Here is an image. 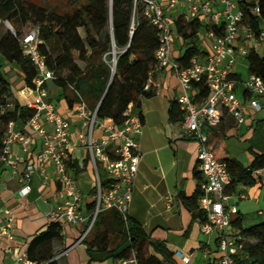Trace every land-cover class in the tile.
<instances>
[{
    "label": "built area",
    "instance_id": "1",
    "mask_svg": "<svg viewBox=\"0 0 264 264\" xmlns=\"http://www.w3.org/2000/svg\"><path fill=\"white\" fill-rule=\"evenodd\" d=\"M145 7V15L158 30L159 46L155 56L157 70H170L176 77L180 93L177 102L183 112L182 136L190 137L198 143L197 161L204 177L198 198V208L205 215L201 231L218 234V264H238L247 258L246 252L237 243L241 236L231 229L232 215L238 212L235 205H228L225 188L231 181L227 163L217 156L209 142V131L217 127L225 114L231 116L239 125L245 123L246 97L249 105L259 112L263 109L261 98H264V78L250 73L247 78L239 80L234 76L233 67L239 58L255 52L260 56L264 49V0H167L166 7L159 0H135ZM170 13V14H169ZM180 15L184 21L199 19L205 31L199 32L200 39L208 44L202 56H195L189 65H182L174 58L173 16ZM8 25L9 22L7 21ZM15 34V31L12 29ZM23 51L28 55L36 69L33 86L28 87L32 97L27 106L35 113L26 127L34 131L40 141L41 150L34 160L27 162L19 176L21 187L19 194L26 198L32 191V182L36 174L43 181H48V168L52 165L57 191L61 204L50 212V216L59 222L61 233L66 232V225L82 224L83 233L80 242L90 231L98 213L105 209H114L126 222L129 204L132 199L133 186L137 176L141 151L138 138L143 132V119L139 111L129 103L123 113L124 119L118 124L110 118L100 119L97 116L98 106L92 110L86 101L80 98L76 105V114L81 121V128L73 140L71 121L61 114L55 105L48 100V83L54 78V72L48 67L39 45L38 28L19 37ZM204 43V42H203ZM115 55V54H114ZM116 57L112 60V70ZM154 71V72H155ZM153 72V73H154ZM204 82L208 85V96L198 97L195 84ZM148 83L145 89L150 88ZM152 85V84H151ZM153 86V85H152ZM157 91L158 87L153 86ZM243 91L244 97L239 94ZM52 125L47 129L41 119ZM30 137L15 129L13 122L8 125L3 139L1 162L9 161L13 154L11 145L20 143L28 149ZM83 147L88 152V164L95 175L96 192L92 195L95 201L94 210L84 213L83 196L79 183L68 167L69 150ZM20 160L14 157V165ZM100 169L108 176L104 179L106 189L102 186ZM240 198H245L241 194ZM167 200L172 201L171 196ZM0 221V250L12 254L11 247L3 246V240L13 238L14 216L11 209L2 210ZM62 252L56 258L65 255ZM183 264H191L192 255L176 251ZM1 264H39L29 258L27 249L18 254L12 261ZM112 264H140L133 257L118 258ZM256 264V263H255Z\"/></svg>",
    "mask_w": 264,
    "mask_h": 264
},
{
    "label": "trees",
    "instance_id": "2",
    "mask_svg": "<svg viewBox=\"0 0 264 264\" xmlns=\"http://www.w3.org/2000/svg\"><path fill=\"white\" fill-rule=\"evenodd\" d=\"M76 1L79 6L71 12L59 13L29 0H0V20L11 23L15 31V34L12 30L0 32V55L4 63L19 65L25 85L33 86L36 69L19 42V37L25 34L24 27L32 24L39 30V49L54 72L51 82L62 90L61 96L69 106L72 107L82 98L92 110L98 106V118H110L120 124L124 111L132 102L142 117L141 99L156 94L151 84L149 89L145 87L151 83V75L156 69L155 52L159 46L158 30L147 19L144 4L139 1L135 4V0ZM80 28L84 29V36ZM203 28L199 19L187 22L180 15L173 16V30L185 44L183 54L176 58L182 65H189L193 57L204 54L199 37ZM113 51L116 57L114 70ZM246 60L248 74L255 73L264 78V56L251 52ZM79 62H84L85 67H81ZM3 66L0 65V156L9 123L26 125L35 113L14 97ZM234 76L242 80L239 74L234 73ZM195 87L198 97L208 96L206 83H197ZM182 120L183 112L177 100L171 101L168 121L176 124ZM88 159L87 156L83 163L71 157L67 159L68 167L77 180L87 171ZM222 159L227 163L231 177L225 194H233L240 185L249 187L259 184L264 188V152H254L249 165L227 156ZM194 174L197 176L199 172L194 171ZM102 186L106 189L103 179ZM200 186L201 183L191 196H186L183 190L179 191L178 196L193 211L194 218L204 222L205 215L197 203ZM95 192L96 187L93 186L90 193L93 195ZM94 207L95 201L91 199L86 204L87 213L92 212ZM231 227L238 230L241 239L237 243L247 255L238 264H264V221L245 227L243 218L237 217L231 220ZM61 231V224L51 221L44 231L30 241L27 247L29 258L39 264H58L53 245L55 240L63 239ZM82 233L83 230L78 238ZM80 244L90 255L106 253L114 260L133 257L140 264L183 263L164 241L152 238L139 221L128 216L125 222L114 209L98 213Z\"/></svg>",
    "mask_w": 264,
    "mask_h": 264
},
{
    "label": "crops",
    "instance_id": "3",
    "mask_svg": "<svg viewBox=\"0 0 264 264\" xmlns=\"http://www.w3.org/2000/svg\"><path fill=\"white\" fill-rule=\"evenodd\" d=\"M159 2L166 7L167 0H159ZM205 40V38L200 39L202 49L206 47ZM173 48L175 59L179 58L185 50L183 40L179 39L176 33ZM0 65H4L3 69L11 82L14 97L27 105L32 97L28 93V86L24 83V75L19 65L4 63L1 55ZM233 72L239 74L234 69ZM242 79L245 78L242 77ZM151 84L158 89L153 97L141 99L143 132L138 138L141 160L133 186L129 216L139 221L152 238L164 241L171 250L191 254V264H218L219 232L214 230L211 233H203L201 231L202 220L194 218L193 211L178 196L181 190L186 196H191L199 184L202 185L204 182L197 161L198 143L190 137L182 136L181 123L171 124L168 121L169 105L171 101L177 100L180 93L178 81L170 70L164 69L157 70L151 75ZM47 87L49 89L48 100L61 114L70 119L71 135L73 140H76V135L81 128V121L76 114L77 102L71 107L61 96L62 90L53 82H49ZM239 94L244 97L243 91L239 90ZM246 99L244 97L245 123L239 125L231 116L225 114L220 124L209 131V142L212 148L222 143L232 130H236L242 136L249 134L258 112L249 105ZM260 102L264 109L262 98ZM41 123L47 129H52V125L43 118ZM15 129L28 135L30 141L26 151L20 143L12 144V158L7 162H0V221L4 217L2 210L6 208L11 209L14 216L13 238L3 240V246L11 247L13 252L8 254L0 250V264L12 261L23 250H26L30 241L44 231L51 221H55L50 216V212L61 204V199L57 195L60 185L56 180L52 165L48 168V181L44 182L42 177L36 174L32 182L31 193L26 198L19 194L21 187L19 176L25 169L26 163L34 160L40 152L41 141L38 135L26 125H15ZM68 153L69 157L78 159L81 163L88 156V152L83 147L70 149ZM15 156L20 158L16 165L13 162ZM251 160L242 163L249 165ZM194 171L199 174L196 176ZM77 181L83 194L84 213L88 214L86 204L92 199L90 191L95 184V175L89 164L87 171ZM247 192H249V187L240 185L233 194L228 195L226 200L228 205L237 207L236 214L243 218V222L244 213L239 200L247 199ZM241 194L245 195V198H240ZM167 196H171L172 201L169 202ZM83 227L82 224L66 225L63 239L54 241L55 257L66 251L65 255L56 258L57 263L112 264L113 257L106 253L90 255L78 242L77 238ZM231 230L234 233L238 232L233 227Z\"/></svg>",
    "mask_w": 264,
    "mask_h": 264
},
{
    "label": "rangeland",
    "instance_id": "4",
    "mask_svg": "<svg viewBox=\"0 0 264 264\" xmlns=\"http://www.w3.org/2000/svg\"><path fill=\"white\" fill-rule=\"evenodd\" d=\"M37 4L46 6L52 10H56L59 13L71 12L74 8L79 6L76 0H29ZM13 29L11 23L7 21L0 20V31ZM32 24H28L23 29V33L29 32L33 29ZM82 36L85 35L84 29H79ZM205 29L203 28L202 32ZM206 45L207 40L204 41ZM261 53L264 55V49H261ZM112 59L115 57L114 53H111ZM81 67H85L84 62H80ZM233 69L239 73L243 78L248 76V63L246 58H239ZM264 102V98H262ZM255 121L249 130L247 136L240 135L236 130H232L229 135L223 139L222 143L213 148L215 154L220 157H232L240 160L241 162H248L252 159L254 152L263 153L264 152V109L259 111L255 116ZM216 128V127H213ZM101 178L104 180L108 176L103 169H100ZM86 179V178H85ZM85 183V180H84ZM247 187V186H245ZM247 194V199L239 200L241 202V208L244 213L243 226H251L259 222L264 221V188H261L259 184L254 186H249V192ZM83 196V194H82ZM131 202L129 204L128 215L130 212ZM262 210L263 213L260 214L259 211ZM238 214H233L232 219H236ZM251 240H249V243Z\"/></svg>",
    "mask_w": 264,
    "mask_h": 264
},
{
    "label": "water",
    "instance_id": "5",
    "mask_svg": "<svg viewBox=\"0 0 264 264\" xmlns=\"http://www.w3.org/2000/svg\"><path fill=\"white\" fill-rule=\"evenodd\" d=\"M10 30H12V29H11V27H10ZM113 53L115 54V52H114V51H113ZM108 88H109V86H108Z\"/></svg>",
    "mask_w": 264,
    "mask_h": 264
}]
</instances>
